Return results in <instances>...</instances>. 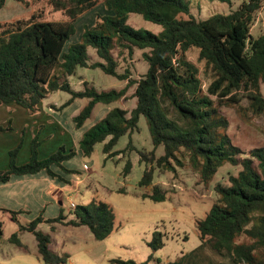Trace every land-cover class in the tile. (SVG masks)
Masks as SVG:
<instances>
[{"label":"trees","instance_id":"1","mask_svg":"<svg viewBox=\"0 0 264 264\" xmlns=\"http://www.w3.org/2000/svg\"><path fill=\"white\" fill-rule=\"evenodd\" d=\"M7 1L0 0V9ZM14 1L29 5L26 0ZM191 1L105 0L106 9L113 14L98 15L93 26H84L81 40L71 44L68 43L77 33L75 22L96 8L100 0H58L57 6L66 11L68 21L47 22L35 13L26 20L0 23V106L18 105L35 115L46 98L65 92L71 98L61 107H55L58 112L78 100H89L73 119L76 129L81 130L98 105L109 106L126 99L134 86L137 99L131 113L114 108L85 132L79 152L61 146L56 153L40 159L38 134L32 140L29 162L19 165L18 153L23 146L20 143L10 151V166L7 171H0V183L6 184L13 177L45 173L64 185H71V177H80L82 173L69 168L67 162L78 155L89 158L97 144H104L107 158L120 156L122 151L114 152V148L122 137L140 132L143 117L153 145L149 153L138 151L140 163L146 165L139 186L152 188V193L144 194L143 198L166 202V191L154 184L158 170L176 175L179 169L188 167L199 175L202 184L209 186L222 167L241 166L239 174L230 177L229 185H216L219 198L206 217L197 222V228L203 244L228 253L234 264H264V149H255L251 157L241 158V149L228 135L230 122L220 111L223 106L245 111L242 98L247 93L253 113H264V33L258 37L252 34L256 15L264 9V0H211L242 3L230 14H216L207 20H197L190 14ZM131 14L162 26L163 34L134 29L128 24ZM90 48L96 51L100 62L90 64ZM135 49L148 50L144 58L149 68L139 81L132 79L129 70L118 72L119 62L114 55L115 50L120 54L128 51L131 55ZM192 50L198 51L203 73L212 78L207 91L203 88L202 70L187 57ZM79 68L100 69L127 81V85L122 90L100 92L85 82V89L77 91L67 77L75 76ZM13 130L12 121L7 126L0 125V133ZM160 148L164 153L158 156ZM127 149H133L132 138ZM132 168L133 163L128 160L124 177L131 174ZM3 211L11 213L20 231L35 236L45 264H66L69 255L60 256L52 251L51 236L39 230L41 224L87 227L97 241L107 239L115 226L113 209L98 201L77 206L69 221L62 207L59 217L45 219L42 213L28 225L19 222L18 216L23 212ZM243 236L248 241L239 242ZM164 237L162 231L154 232L149 243L154 252L164 248ZM10 241L23 247L17 233ZM153 260L151 255L145 264ZM184 260L183 256L170 264H183ZM112 263L136 264L122 260Z\"/></svg>","mask_w":264,"mask_h":264},{"label":"rangeland","instance_id":"2","mask_svg":"<svg viewBox=\"0 0 264 264\" xmlns=\"http://www.w3.org/2000/svg\"><path fill=\"white\" fill-rule=\"evenodd\" d=\"M26 1L29 5L8 0L6 6L0 9V23L26 20L35 13L41 14L42 20L47 22L69 20L66 11L63 8H58L56 3L58 0ZM104 1L100 0L96 8L78 18L76 22L77 33L68 44L78 43L81 40L84 26H93L98 15L109 13ZM241 3V1L224 3L211 0H192L190 14L197 20H207L216 14H230L237 10ZM128 24L136 30L151 32L158 36L164 32L162 26L146 21L137 14L129 16ZM263 33L264 9L256 15L252 26V34L255 37ZM119 52V50L114 51L115 58L119 62L118 72L125 73L129 70L132 79L139 81L149 68L144 58V53H147L148 50L135 49L131 55L128 51L124 54ZM88 54L90 64L101 61L94 49L90 48ZM187 57L202 70L203 88L207 91L212 78L203 73V65L198 62V51H190ZM67 80L72 86L74 85L73 88L77 91L85 89V82L88 83L89 87H95L100 92L123 89L127 85V81H120L105 74L100 69L79 68L75 76L67 77ZM135 90L136 87H132L127 98L115 106L130 112L135 107ZM262 94L264 97V84H262ZM247 95L245 93V97L242 98V106L246 112L244 110L240 112L238 107L223 106L220 109L222 115L230 122L228 135L233 143L241 149L243 153L241 158L251 157V152L255 149H264V113L261 115L253 113L252 102ZM69 98L70 95L65 92H57L46 98L42 105L51 104L54 107L53 104L57 103L62 106ZM88 102L87 99L78 101L79 104L76 108L70 112L66 111L68 112L67 115L76 112L79 114ZM105 108L102 104L98 105L93 116L82 130L88 131L102 120ZM19 109L23 110L24 108L19 107ZM39 118L42 119V123L51 120L46 113H43ZM139 125L140 132L122 137L114 148V152L122 151L120 157L107 158L108 155L103 152L104 144H97L89 158L78 155L67 165L71 169L80 171L82 175L79 177V183L76 182L71 188L73 190L71 197L65 196L63 208L65 215H67L66 221L73 218V212L76 209L71 207V203L77 206H87L93 201L103 202L108 204L115 214L113 233L104 241H97L87 227L75 228L59 223L53 226L44 223L39 227V230L51 236L52 251L60 256L69 255L71 259L68 264H113L114 260L145 264L151 255H154V260L149 264H156L158 261L161 264H170L183 256L185 257L183 264H233L230 258L220 256L209 245L202 243L197 222L204 219L217 202L219 196L215 191L216 185L218 183L229 185L230 177L237 176L242 167L230 164L222 167L209 186L202 184L199 175L188 167L179 169L176 175L158 170L154 184L161 186L166 191L167 200L163 203H156L150 199H144L143 195L152 193V188L139 186L146 165L140 163L141 157L138 151L149 153L153 150V145L145 118H141ZM12 136L14 137L10 139V143H22L21 139L17 140L15 135ZM21 137L22 134L19 135V138ZM131 138L133 149H127ZM67 140L71 141L69 136L61 135L58 132L53 142L60 145L54 153L61 146L66 147V145L68 151L75 150V147H71L73 143H69ZM39 141L41 142L40 147L43 146L41 151L39 148V153L46 154V142L40 139V135ZM19 144L12 150L17 149ZM76 149L79 152V146ZM22 151L23 146L18 157ZM163 153V148H160L157 155L161 156ZM131 159L135 165L131 174L125 178L124 168L127 161ZM257 164L258 162L255 161L256 166ZM121 189L125 192H119ZM32 221L33 219L29 217H23V224ZM157 230L165 234V246L163 249L154 252L149 243ZM16 232L17 227L12 219H4L3 237L0 240V264H45L39 257L38 242L33 234L24 233L20 235L24 244L23 249L9 242L11 236ZM244 241H248L245 236L239 239V242ZM203 246H205L204 249H202Z\"/></svg>","mask_w":264,"mask_h":264},{"label":"crops","instance_id":"3","mask_svg":"<svg viewBox=\"0 0 264 264\" xmlns=\"http://www.w3.org/2000/svg\"><path fill=\"white\" fill-rule=\"evenodd\" d=\"M110 14H113V13L109 12L108 15ZM76 22H75V25H76ZM116 90H122V89L120 88ZM123 100L124 99L120 100L117 103H120ZM78 101L72 104L69 108L65 109L64 110L65 113L58 112L55 109V107H61L57 103L53 104L54 107L51 106V104H47L44 106L41 105L40 112H39L40 114L38 113V115L37 114L29 115L28 111L25 108L23 110H20L19 109L20 106L18 107V105L0 106V125L7 126L9 122L12 121V126L14 128L12 132H1L0 133V171H7L9 169L10 151L19 144V142L16 144L10 143V139L14 137L12 135H15L17 137V140L18 139L22 140L23 151L17 158L19 165H23L29 162L30 157H31L32 140L38 134L40 135V139L43 140V142H46L45 146L47 147L45 151L46 154H43V153L41 154L40 152V159H45L49 157L57 150L60 144H56V142H53V140L55 139L58 132H60L61 135L69 136L71 141L67 140V142L73 143L71 144V147H75L74 149L77 150L76 147L79 146V143L84 133L87 130L86 131L82 130L83 128L81 130L76 129L73 119L74 117L78 115L76 114L77 112L75 114L72 113L71 115H67V113L70 112V110H73L74 108L77 107V105L79 104ZM117 103L109 105V106H105L106 108L104 109L105 111H104L103 118L114 108H117V107L121 108L119 106H115ZM136 104H137V99L135 101V107L133 109L136 108ZM20 108H23V107H20ZM124 110L127 111V109H124ZM131 111L129 113H131ZM43 113H46L47 117L51 120H49L48 122L42 123V119L39 118V116H42ZM37 117L38 119H36ZM20 124L21 126H18ZM49 124H53V125L50 126ZM20 134H22L21 138H19ZM42 147H40V151L42 150ZM132 163H133V168H134L135 163L133 161ZM67 165H68V162H67ZM71 180H72L71 185H64L58 182L57 180L50 178L45 173H39L35 175L13 177L12 180L6 184L0 183V225L2 226V230H3V220L4 219L11 218L12 221L14 222L11 213L5 212L3 210L23 212V214H20L18 216L19 222L22 225L29 224V223L23 224V217L25 218L29 217L35 220L42 213L44 214L45 219H53V218L59 217L61 213V208L59 207L63 208V202L65 199V196L71 197V194H73V190L71 188L75 185L76 182L79 183L78 181L79 177L72 176ZM64 216L67 217V215H65V212H64ZM14 223L16 224V227H17L16 233L18 234L20 240H21L20 238L21 234H24V233L32 234L29 232L20 231L19 225L16 222ZM41 225H44V224H41ZM2 237L0 238V240L2 239ZM9 242L11 243L10 239H9ZM19 248L23 249V247H19ZM204 248L205 246L202 247V249ZM24 251L28 253L26 250ZM215 253L219 254L220 256H226L230 258L233 262L232 256L229 255L228 253H220L217 251H215ZM70 259L71 257L69 258V261ZM69 261L66 264H68Z\"/></svg>","mask_w":264,"mask_h":264},{"label":"built area","instance_id":"4","mask_svg":"<svg viewBox=\"0 0 264 264\" xmlns=\"http://www.w3.org/2000/svg\"><path fill=\"white\" fill-rule=\"evenodd\" d=\"M71 207L72 208H77V205H75L74 203H71Z\"/></svg>","mask_w":264,"mask_h":264}]
</instances>
